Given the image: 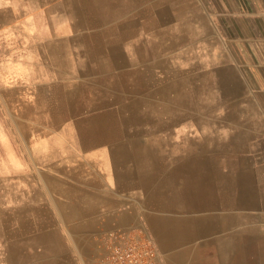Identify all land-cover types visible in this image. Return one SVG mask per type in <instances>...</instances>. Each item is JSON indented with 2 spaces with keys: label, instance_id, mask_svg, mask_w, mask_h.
Wrapping results in <instances>:
<instances>
[{
  "label": "crops",
  "instance_id": "1",
  "mask_svg": "<svg viewBox=\"0 0 264 264\" xmlns=\"http://www.w3.org/2000/svg\"><path fill=\"white\" fill-rule=\"evenodd\" d=\"M0 3V264H78L113 227L147 231L165 264H264V0ZM187 79L204 80L203 121L179 117ZM166 99L172 120L134 118ZM175 123L195 142L150 134ZM200 125L221 127L220 152ZM199 157L219 198L206 179L182 194L198 167L172 160Z\"/></svg>",
  "mask_w": 264,
  "mask_h": 264
},
{
  "label": "bare ground",
  "instance_id": "2",
  "mask_svg": "<svg viewBox=\"0 0 264 264\" xmlns=\"http://www.w3.org/2000/svg\"><path fill=\"white\" fill-rule=\"evenodd\" d=\"M74 1V3H75V0H73ZM2 2V1H1ZM35 2V1H34ZM37 2V1H36ZM1 5H2V3H0ZM88 4V3H87ZM72 5V4H71ZM70 5V6H71ZM74 8H76V7H74ZM86 33V32H85ZM57 75V74H56ZM41 80V79H40ZM43 80V79H42ZM45 80V79H44ZM57 80V79H56ZM54 81V80H53ZM118 83H117V87H119V88H121V89H123L124 91L126 90V85L123 83L122 84V86H120L119 85V80L117 79L116 80ZM39 82V81H38ZM11 84H13V83H11ZM52 85V84H51ZM50 85V88H52L53 90L54 89H56V90H61V89H63V87H55V86H57L56 84L55 85H53V86H51ZM15 87V86H14ZM39 87V86H38ZM74 87V86H73ZM79 88V87H78ZM78 88H76V89H78ZM155 88V87H154ZM70 90V89H69ZM151 90H153V89H151ZM155 90V89H154ZM119 91V90H118ZM155 91H157V90H155ZM128 95V94H127ZM166 95V94H165ZM170 95V94H169ZM171 95H172V93H171ZM168 97V96H167ZM120 98V97H119ZM163 98V97H162ZM161 98V99H162ZM43 99H45V97L43 96V95H41V94H37V98H36V102H37V104L38 103H40ZM134 101V100H133ZM140 101V100H139ZM47 102L48 103H52L53 105H55V104H60V103H62V104H67V100H65L64 101V98H61L59 95H53L51 98H47ZM125 103V102H124ZM173 101L171 100V99H169V101L166 99V101H165V108H163V111H162V114L160 113V112H158L157 110H155L154 111V113L153 112H145L144 110H143V107H144V104H140L139 105V107H138V109L137 110H135L134 109V118H138V119H140V120H145V119H148V120H156V119H162V118H164V121L165 120H172L173 119V117L175 116V106L173 105ZM122 106V105H121ZM149 106V105H148ZM147 106V107H148ZM123 107V106H122ZM129 107V106H128ZM154 107V106H153ZM156 107V106H155ZM121 109V108H120ZM145 109V108H144ZM156 109H157V107H156ZM124 111V110H123ZM118 112V111H117ZM122 112V111H121ZM60 113V111H57V114L55 115V120L56 119H58L59 118V116H58V114ZM11 117V116H10ZM102 117V116H101ZM127 118V117H126ZM125 118V119H126ZM12 121V120H11ZM56 121H58V120H56ZM38 122V121H37ZM126 122V121H125ZM133 125H135L136 126V123L134 122V123H132ZM168 124H172V123H168ZM176 124L177 123H175L174 125H167V126H164L165 127V130L163 131H161V132H159V133H156V131L155 132H153V133H150V134H152V135H155V134H157V135H161L162 134V132H163V134L165 135V134H167V133H171V134H173V133H177L181 138H184L185 140H188V141H194L195 139H194V136H192L191 134H189L188 132H187V129H185V126H183V125H181L179 128H180V131H178V132H174V131H172V130H175V128H176ZM111 127H114V126H111ZM163 127V128H164ZM8 128V127H7ZM7 128H5L4 126L1 128L0 127V131H3V130H6ZM12 128V127H11ZM126 127H124V129H125ZM22 129H23V127H22ZM60 129H62V128H60ZM64 129V128H63ZM89 129L91 130V132L93 133V135L92 136H103V134H105L104 133V131L107 129L106 127H103L102 125L101 126H99V125H95V126H92V125H90L89 126ZM139 129V128H138ZM67 131V130H66ZM62 132V131H61ZM65 133V132H64ZM107 133V132H106ZM109 133V132H108ZM38 134V133H37ZM70 134V133H69ZM42 135V134H41ZM107 135V134H106ZM152 135H150L151 137H152ZM38 136V135H37ZM43 136V135H42ZM155 137V136H154ZM42 138V137H41ZM156 138H158V140H157V142L156 143H154V142H151L150 144H148V150L150 151V150H155V149H157L158 147H159V145H160V143L158 142V141H160L161 142V140H162V138H161V136H157ZM195 142V141H194ZM184 143L186 144V146H187V142H184V141H182V143L180 144V146H183L184 147ZM168 144V143H167ZM202 143H199V145H201ZM202 145H204V144H202ZM178 146V145H177ZM21 147V146H20ZM172 148V146H170V149ZM29 149V148H28ZM183 149V148H182ZM156 153V152H155ZM157 156V155H156ZM176 157V156H175ZM173 159V158H172ZM180 159V158H179ZM179 159H176V158H174L172 161H174V162H176V163H178V164H181L182 165V167H181V169L182 168H184L185 167V169H187V170H189V166L191 167V164H193V163H195V165H196V167H198V169L196 168V175H195V178H191V176L190 175H188L187 176V179H184V181L182 182V194H184V192H186V193H190V188H193L194 187V185H196V188H198V190H199V192H201L202 193V191L204 192V190H205V179H206V181H211V182H209V183H211L212 185L210 186V187H208L209 185L207 184V188H208V190H210V193H211V195H212V198H219L220 197V191L218 190V187H219V184L218 183H220L219 182V180H218V178L219 177H217V176H215V174L213 175V174H211V173H209V170L207 169V165H206V162H205V160H204V158L203 157H199L198 159H189V158H181L180 160ZM218 165V164H217ZM220 165V164H219ZM218 165V166H219ZM61 169V168H60ZM34 172V171H33ZM217 174V173H216ZM218 175V174H217ZM223 175V174H222ZM177 177V176H176ZM220 177H221V175H220ZM222 178V177H221ZM220 179V178H219ZM208 182H206V183H208ZM169 183V182H168ZM165 186V185H164ZM163 187V186H162ZM166 187V186H165ZM220 189H221V187H219ZM183 189L185 190V191H183ZM169 192V191H168ZM176 192H178V191H176ZM180 192V191H179ZM23 194V193H22ZM173 198L171 197V199L170 200H172ZM194 199V198H193ZM10 204V203H9ZM42 211V210H41ZM43 212V211H42ZM45 215V214H44ZM44 219V218H43ZM46 219V218H45ZM11 225V224H10ZM49 226H50V224H49ZM53 226V225H52ZM7 247V246H6ZM6 249V248H5Z\"/></svg>",
  "mask_w": 264,
  "mask_h": 264
},
{
  "label": "built area",
  "instance_id": "3",
  "mask_svg": "<svg viewBox=\"0 0 264 264\" xmlns=\"http://www.w3.org/2000/svg\"><path fill=\"white\" fill-rule=\"evenodd\" d=\"M96 250L78 264H165L153 237L145 230L113 227L95 235Z\"/></svg>",
  "mask_w": 264,
  "mask_h": 264
},
{
  "label": "rangeland",
  "instance_id": "4",
  "mask_svg": "<svg viewBox=\"0 0 264 264\" xmlns=\"http://www.w3.org/2000/svg\"><path fill=\"white\" fill-rule=\"evenodd\" d=\"M201 86L202 89L200 91H197V87ZM182 96H181V107L183 108L180 111V118L181 119H192V118H197L198 121L199 119L201 121L204 120L205 118V112L204 111H199V110H193L192 108L195 106H200L201 103L204 104V80L203 79H195V80H189L187 79L184 84H182ZM198 92V94H197ZM67 100L64 98V101ZM196 100V101H194ZM178 103L179 101L176 100ZM191 102V103H190ZM188 108V109H187ZM151 112V111H149ZM178 113V112H177ZM223 112L222 111H214L213 112V119H220L222 116ZM178 117V115L176 116ZM210 117V115H209ZM199 123V122H198ZM204 125V123H202ZM139 128V129H138ZM188 129V128H185ZM193 134L197 135L198 137H201L202 141L201 143L204 144L206 147L210 146L211 149L214 151L220 152L222 150V142L220 141V126H215L209 128L205 126H196V127H191L189 128ZM106 130H112L110 132L111 136H120V135H126V128H122L121 126H114L107 128ZM210 130L213 132L210 135ZM132 131L134 135H139L141 134V127L139 125H132ZM209 135V136H208ZM207 141V142H206ZM234 163L236 160H233Z\"/></svg>",
  "mask_w": 264,
  "mask_h": 264
}]
</instances>
